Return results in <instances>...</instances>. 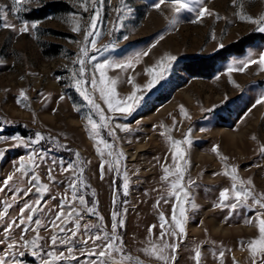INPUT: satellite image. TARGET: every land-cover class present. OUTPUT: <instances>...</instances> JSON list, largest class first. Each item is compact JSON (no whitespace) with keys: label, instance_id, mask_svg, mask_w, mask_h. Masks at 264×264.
<instances>
[{"label":"rangeland","instance_id":"obj_1","mask_svg":"<svg viewBox=\"0 0 264 264\" xmlns=\"http://www.w3.org/2000/svg\"><path fill=\"white\" fill-rule=\"evenodd\" d=\"M185 2L196 10L184 9L177 14L172 0H166L159 9L155 7L158 0H86V3L85 0H22L19 5L16 0H0L4 20L14 26H0V188L3 189L0 211L6 204L11 205L7 215L0 219V256L12 251L17 264H44V261L99 264L101 258L89 253L98 252L106 242L94 243L88 237L104 231L111 234L112 213L117 212L118 221H123V226L117 229L123 252L114 253L118 264L121 261L135 264L137 258L143 264H162L143 250L150 247L149 241L159 243L160 214L170 223L173 208L179 215L180 202H184L186 237H165L167 242L179 245L174 264H196L197 247L202 253L200 264H251L250 251L242 248L241 242L258 238L256 217L264 209L251 199L250 207L238 206L235 210L218 205L221 191L231 189L233 183L230 176L224 175L225 165L229 172L235 167L241 180H251L252 184L245 187H251L254 194H264V152L261 151L264 103H256L264 95V70L252 64L243 72H228L234 61L246 59L250 52L256 59L264 52V32L258 30L260 25L240 18L241 15L257 20L264 17V0ZM201 7L212 14L198 17ZM97 12L99 36L89 37L86 42L91 19ZM174 17L175 25L170 23ZM25 21L29 31L21 33ZM33 23L36 28L31 27ZM77 24L80 30L74 31ZM93 38L96 48L90 45ZM86 43L87 56H83L81 49ZM145 51L148 54L134 61L132 69L106 70L109 78L117 80L118 98L133 92L140 98L131 114L109 111L99 87L94 90L90 83L84 85L107 117V126L100 129V136L112 147L104 148L97 143L98 138H92L87 117L100 124L104 122L77 91L75 81H90L93 74L99 79L96 64L125 62ZM167 56L176 59L168 61ZM80 59L85 61L83 75ZM161 61L167 66L164 71L159 68ZM149 68L156 72H148ZM154 77L157 82L148 88ZM21 90L25 91L27 101L20 98ZM18 99L21 103H17ZM181 106L188 117L181 114ZM162 109L166 110L161 112ZM151 112H155V117L146 122L143 115ZM23 113L27 115L22 116ZM71 120L78 122L77 125H72ZM124 126L127 131L123 130ZM189 131L191 143L181 144L184 159L179 161L185 169L183 184L188 197L185 201L184 194L179 192L178 202L169 186L175 177L170 176L169 181L163 179L164 167L174 169L175 149L167 135L184 141ZM227 132L236 135L233 142L227 139ZM37 134L43 136L38 143ZM150 134L155 135V145ZM144 138L142 144L147 143L148 150L132 160L128 150L133 152ZM217 145L220 155L213 151ZM98 148L103 151V157ZM109 151L113 152L112 156L108 155ZM121 152L123 157H119ZM30 156L35 160L34 166L28 163ZM221 156L228 159L224 161ZM21 162L26 165V174L17 171ZM81 168L83 183L78 184L76 195L82 194L87 204L81 206L77 200L71 205L80 212L81 224L73 237L69 230L74 229L75 214L72 222H65L64 217L56 221L55 217L61 205L65 214L70 211L66 202L72 196L69 185ZM33 174L39 176L40 184L48 186L47 192L37 191L39 184L30 179ZM125 174L127 195L123 190ZM8 176H13V180L5 183ZM229 195H233L231 191ZM28 205L35 212L28 210ZM91 207L96 209V215L87 212ZM22 209L26 223L19 227L12 225L13 220L19 224ZM29 215L32 221H27ZM101 216L103 221L99 219ZM249 218L251 224L245 222ZM37 219L41 224L38 229L34 223ZM210 219L230 228L229 234L212 233ZM189 220L201 227L200 235H188ZM53 221L58 227H52ZM85 224L97 227L86 231ZM152 225L156 227L150 233ZM235 226H240L241 232H235ZM24 228L29 229L27 233L22 232ZM60 228L65 231L61 232ZM37 232L41 237L40 247H23L20 237L23 235L24 240L30 241ZM53 235L58 237L56 245L51 243ZM69 238V244L60 242ZM13 241L16 247L9 250L7 245ZM69 247L75 259L69 258ZM235 250L244 254L237 258ZM33 251L37 255H32ZM220 251H224L223 258L218 256ZM50 253L55 256L63 253V257L56 260ZM129 256L133 258L131 261L127 259ZM6 259L10 262L12 258Z\"/></svg>","mask_w":264,"mask_h":264},{"label":"snow or ice","instance_id":"obj_2","mask_svg":"<svg viewBox=\"0 0 264 264\" xmlns=\"http://www.w3.org/2000/svg\"><path fill=\"white\" fill-rule=\"evenodd\" d=\"M22 2V0H16L17 5H19ZM86 3V0H85ZM166 0H158V3L155 5V7L157 9L160 8L161 5L165 4ZM172 7H173V11L175 13H179L181 10H190V11H194L196 9L190 8L189 3L185 2V0H172ZM205 14H212L209 12V10L205 7H201L198 11H197V16L202 18ZM4 12L3 9H0V26L2 27H14L12 25H9L5 20H4ZM99 13L97 12V14L95 16L92 17L88 31L86 33V37L85 40L86 42L88 41L89 37H97L99 36V33L96 31L97 28V17H98ZM217 18L219 19V16L217 15ZM240 18L242 20H248L251 23H256L259 24L260 27L258 28V30L260 32H264V17H260L259 20L257 19H253L251 16H246V15H241ZM171 24L175 25L177 23V19L174 17L171 21ZM36 23H33L31 25L32 28H36ZM74 31H79L80 27L77 24L76 27H74L73 29ZM21 33L24 32H28L29 31V24L28 22H24L23 23V27L20 29ZM125 39H127V37H125ZM160 39H163V36L160 37ZM90 45L92 48H96V39L93 38L90 41ZM221 47H223V45H221ZM81 54L83 56H87V43L85 45V47H83L81 49ZM148 53L147 51L142 52V53H137L135 54L133 57L129 58L127 61L125 62H111V61H105L104 63H98L95 65V69L97 72H99V79H97V77L95 76V74H93L92 79L90 81H85L82 79H77L75 81V86L77 88V91H79L81 93V95L83 96V98L88 102L89 105L92 106V108L94 110H96L99 113L100 116V120L103 121V124L97 123V121H95L94 119H92L91 116L87 117L88 120V124L91 126V133H92V138L93 139H97V143L98 144H102L104 146V148H108L111 149V145L105 141L101 136H100V129L102 127L107 126V117L104 114V110L100 107V104L96 103L95 99L93 98V96L91 94H89V92L87 91L86 88H84V85L87 83H90L92 89H96L97 87H99V91H100V96L101 98L104 100V102L107 104L108 110L112 111V112H120V113H127V114H131V112L134 110V105L137 104L139 102V97H137L136 92H133L131 95H128L127 97L121 99L118 98V93L116 91V87L115 85L117 84V80L113 79V78H109L106 74V70L109 68H119L122 70H128V69H132L134 67V61L138 62L141 56H146ZM254 53L250 52L248 57L246 59L243 60H238V61H234L233 65L230 66L228 68V72L231 73L233 71H239V72H243L245 71L250 65L252 64H258L261 67V70H264V52H261L259 54L258 59L253 58L254 57ZM176 59L175 56H167L166 60L168 61H174ZM79 64L81 65L80 68V74L83 75L85 69L83 67L85 61L83 59H80ZM166 64L164 63V61L160 62L159 68L160 71H164L166 70ZM150 73H154L156 72L155 69L153 68H149L147 70ZM131 78L129 79V83H131ZM156 78L154 77L153 80L147 85L148 88H150L154 83H156ZM20 98L23 99L24 101L28 100V97L25 93L24 90H21L20 92ZM21 99L17 100V103H21ZM61 100L64 99L63 96L60 97ZM257 104L260 103H264V95H261V97L256 101ZM77 111H79V109H77ZM181 114L184 115L185 117H188V114L186 112V110L183 109V107L181 106ZM175 123V122H174ZM124 131H127V126H124L123 128ZM170 130H166V132H169ZM165 133H161V135H165ZM110 135H114V133H109ZM190 135V131L188 134H186L185 136V140L184 141H178V140H174L171 135H167V140L170 142L171 146L173 149H175L174 152V157H173V165H174V169H170L169 167H164L163 171L165 173V175L163 176V179L165 181H169V177L170 176H174L175 179L169 181V186H170V190H171V195L173 197L176 198V200L178 202H180V196H179V192H182L184 194L185 197V201L187 200L188 197V193L185 189V185L183 184V180H184V171L185 169L181 167L179 161L184 159V153L181 150V144H190L191 140L188 139V136ZM43 139V136H40L39 134H37V140L36 142L38 143L40 140ZM253 139H255V137H253ZM21 143H23V141H21ZM98 153L103 157L104 153L103 151L98 148L97 149ZM213 151L217 153V155H220L219 153V146H215L213 148ZM261 151L264 152V147L261 148ZM77 156H79V153H76ZM109 156L113 155L112 151L108 152ZM119 157H123V153H119ZM221 159L226 161L228 158L227 157H223L221 156ZM118 163V159L116 161ZM28 163L31 165H35V160L33 159V157H29L28 158ZM110 164L112 162H109ZM187 162H185L186 164ZM71 167V166H69ZM25 168L26 165L24 162H21L20 167L17 169V171L21 172L22 174H26L25 173ZM225 172L224 175L226 176H230L231 180L233 181L231 189L225 188L221 191L220 193V204L218 206L221 207H230L231 209L235 210L238 206H248L250 207V205H248V201L251 199L253 201V203L255 205H258L259 208L264 209V194H260V195H256L254 194L253 190L251 187H245V184L247 185H251L252 182L251 180L248 181H243L241 180L238 175H237V169L235 167L231 168V171H227V165H225ZM65 171H68V169H64ZM51 173V170H50ZM101 178H103V165H102V175ZM31 181H35L37 184H39V187L37 188L38 192H47L48 191V186L45 184H40V178L38 175L33 174L31 176ZM13 180V176H8L7 180L5 181V183L10 182ZM83 183V168H81L79 170V173L76 176V179L69 185V187L72 190V196H71V201H66L69 203L70 205V211L67 212V214H65V212L63 211V205H61V211L56 215L55 220L59 221L61 220L62 217L65 218V222H72L73 220V214H75V222H74V229H70L69 231H71L72 236H76L77 232L81 229V224H80V212L77 211V209L75 207H72L71 205L74 204L77 200L79 202V204L81 206H86L87 202L84 198V196L81 194L79 196L76 195L77 191H78V184ZM189 184L194 183V181H189ZM3 189L0 188V191H2ZM123 190H124V194L127 195L128 194V179H127V175L125 174L124 176V185H123ZM29 191H31V189H29ZM233 194L232 196L229 195V193ZM13 199H15V197H13ZM230 200H234V203H224ZM157 204H159V201L157 202ZM11 207L10 204H6L3 208V211H0V219H3L8 212V209ZM192 207L195 208L196 205L194 202H192ZM28 210L35 212V208H33L31 205L27 206ZM23 212L24 210H21V218L19 220V224H17V222L15 220H13L11 223L12 225H15L17 227H19L20 225H23L26 223V220L23 216ZM87 212L91 213L93 215H96V209L94 207L91 208H87ZM187 209L186 207H184V202H180L179 205V215H177V210L176 208H173L172 210V215H171V222L169 223L168 218H166L164 216L163 213L160 214V224H159V228H160V234H159V243L154 242V241H149L150 247L149 248H145L143 251L149 255L154 257L155 259L159 260L162 262V264H174V261L176 260V250L178 249L179 245L177 243H169L167 242V240L165 239L166 236H171L175 239H181L186 237L187 233L185 230V223L187 220ZM118 216L119 213L117 212H113L112 213V220L113 223L111 225V234H109L107 231H104L102 234L100 233H96L92 236H89L88 239L92 240L94 243L95 241H105L106 243H104V245L100 248V250L98 252H90L89 255H97L99 256L101 259L99 261V264H109V262H111V264H118L117 260L114 257V253H122L123 252V241L122 239L119 237V235L117 234V229L118 227H122L123 226V221L120 220L118 221ZM27 221H32L33 217L31 215L27 216ZM99 219L101 221H103V217H99ZM257 227H258V231H259V236L258 238H254L250 241H242L241 242V247H247L250 251V255H251V264H264V213H258L257 217ZM246 223L251 224L252 223V218H249L248 220L245 221ZM35 225H36V229H38L41 224L40 221L37 219L34 221ZM52 227L56 228L58 227V225L55 223V221H53L52 223ZM84 229L90 230L91 227H97L96 225H88L85 224ZM156 227V225H152L149 229V232H152V229H154ZM36 229H32L33 231H36ZM29 229L28 228H24L22 229L23 233H27ZM8 231H11V226H9ZM60 231L63 232L65 231L64 228H60ZM21 240H23V247H28L29 245L32 246L34 249H37L40 247L39 244V240L41 239V237L39 236V233L37 232L36 236L28 241V240H24L23 235L20 237ZM57 239L58 237L56 235L51 236V243L52 245H56L57 244ZM61 243L64 244H69L71 242V238L69 239H63L60 241ZM84 243H87L86 241H84ZM8 249L11 250L14 247H16V243L13 241L12 243H9L7 245ZM68 252L70 254L71 259H75V256H72L71 253L73 252V249L71 247L68 248ZM19 255H24V253L21 251L19 253ZM32 255H37L36 251L32 252ZM49 255L54 256V259L59 260L63 257V253H61L59 256H55L54 254L50 253ZM201 249L200 247H197L195 249V255H194V259L196 264H200L201 261ZM218 256L220 258H223L224 256V251H220L218 253ZM7 257H11V261L9 262L6 258ZM127 259L129 261H131L133 258L132 257H127ZM0 264H17V261L15 259V253H13L12 251H9L7 253H5L4 256H0ZM44 264H48V261H44ZM119 264H123V262H119ZM135 264H143V261H140L138 258L136 259ZM235 264V262H234Z\"/></svg>","mask_w":264,"mask_h":264},{"label":"bare ground","instance_id":"obj_3","mask_svg":"<svg viewBox=\"0 0 264 264\" xmlns=\"http://www.w3.org/2000/svg\"><path fill=\"white\" fill-rule=\"evenodd\" d=\"M127 90H128V89H127ZM188 100H189L190 103H193V100L191 99V97H188ZM193 105H194V104H193ZM164 110H166V109H164ZM164 110L162 109L161 112H163ZM21 115H22V116H26L27 114L23 113V114H21ZM154 117H155V112H154V113L151 112V113L148 114V115H147V114L143 115V118L145 119L146 122L152 121V120L154 119ZM49 119L52 120L53 117H50ZM77 123H78V122H76L75 120H71V124H72V125H77ZM221 131H222V129H221ZM226 135L229 136L227 139L230 138V140H231L232 142L235 140V137H236L235 134L227 132ZM85 136H86L87 140L90 141L88 135L86 134ZM149 138H151V139L153 140V143H154V145H155V140H156L155 135H154V134H150V135H149ZM143 141H146V139H145V138H144V139H141V141H139V142L136 144L135 150H134L133 152H131V151L128 150V153H129V155H130V157H131L132 160H135V159H138L139 157H142L143 154L140 153V152L145 151V150H148V148L145 147L147 143L144 142V144H142ZM154 145H153V146H154ZM154 147H155V146H154ZM142 159H143V158H142ZM9 194H10V192H9ZM209 222H210V225H211V231H212V233H214V234H218V233H220V234H222V235H227V234H229V232H230V230H231L230 228L225 227L224 225H223V226L218 225L217 222H216V220H214V219H210ZM187 227H188V232H189L188 235H189V236H191V235H198L199 233L202 232L201 227H198L197 223L194 222V221H192V220H189ZM233 230H234L235 232H241V228H240V226H235V227L233 228ZM247 230H248V231H251L252 229L247 228ZM199 235H200V234H199ZM234 254L236 255L235 257L240 258L241 255L244 254V253H241L240 250H235V251H234Z\"/></svg>","mask_w":264,"mask_h":264}]
</instances>
